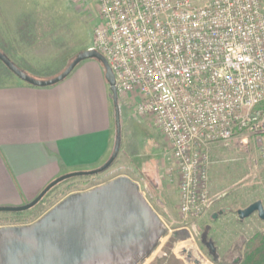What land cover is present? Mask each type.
Listing matches in <instances>:
<instances>
[{"label":"built area","instance_id":"obj_1","mask_svg":"<svg viewBox=\"0 0 264 264\" xmlns=\"http://www.w3.org/2000/svg\"><path fill=\"white\" fill-rule=\"evenodd\" d=\"M70 2L96 14L91 50L107 59L119 101L160 131L182 222L196 224L218 201L213 146L260 145L264 162V0Z\"/></svg>","mask_w":264,"mask_h":264},{"label":"rangeland","instance_id":"obj_2","mask_svg":"<svg viewBox=\"0 0 264 264\" xmlns=\"http://www.w3.org/2000/svg\"><path fill=\"white\" fill-rule=\"evenodd\" d=\"M192 1L202 6L211 0ZM12 14L20 20L19 31L23 41L21 56H24V61L9 57L21 71L36 80L45 81L54 73L64 72L79 54L93 48L94 28L98 18L92 11L76 10L70 0H16ZM9 31L12 32L11 42L16 41L17 30L13 28ZM0 51L7 55L2 41ZM92 61L98 63L105 72L103 66L95 60L85 61L76 69ZM1 63L0 83H3L4 76L12 73ZM119 108L122 144L114 164L104 173L90 179L73 178L53 188L47 198L50 202L49 211L68 196L81 190L93 189L90 188L92 182L104 184L127 177L140 187L167 231L154 256L146 264H151L158 256L169 258V255L179 264H237L243 258L248 242L257 234L264 233V221L257 215L244 221H240L237 215L239 210L257 201L264 204V162L260 158V145L252 144L246 148L234 142L229 147L213 146L210 151L211 192L218 200L217 204L196 224H183L169 147L149 118H135L133 111L121 100ZM112 132L110 157L116 141L114 105ZM256 162L257 171L254 168ZM38 210L31 209L18 216L0 213V226L34 224L40 219L34 221L32 216ZM215 214L219 215L213 219ZM19 217L25 219L15 221ZM209 242L213 243L215 253L208 247Z\"/></svg>","mask_w":264,"mask_h":264},{"label":"crops","instance_id":"obj_3","mask_svg":"<svg viewBox=\"0 0 264 264\" xmlns=\"http://www.w3.org/2000/svg\"><path fill=\"white\" fill-rule=\"evenodd\" d=\"M15 1L0 0V41L8 57L24 61L20 20L12 14ZM13 28L19 37L11 42ZM86 63L47 88L31 86L14 74L4 76L0 83V207L25 206L56 179L96 170L108 161L112 96L102 67Z\"/></svg>","mask_w":264,"mask_h":264},{"label":"water","instance_id":"obj_4","mask_svg":"<svg viewBox=\"0 0 264 264\" xmlns=\"http://www.w3.org/2000/svg\"><path fill=\"white\" fill-rule=\"evenodd\" d=\"M95 60L104 68L115 111L116 141L110 159L93 171L74 172L49 184L32 202L0 207V213H24L36 207L59 184L73 178L92 177L107 171L116 161L122 144L121 114L115 75L107 59L95 50L79 54L59 76L36 80L21 71L0 51V61L23 82L40 88L66 80L83 62ZM222 214V213H221ZM219 214H215L216 219ZM244 221L253 215L264 221V204L257 201L239 210ZM166 230L140 187L121 177L80 194L68 196L36 223L0 227V264H146L155 254ZM208 247L212 253V242Z\"/></svg>","mask_w":264,"mask_h":264},{"label":"trees","instance_id":"obj_5","mask_svg":"<svg viewBox=\"0 0 264 264\" xmlns=\"http://www.w3.org/2000/svg\"><path fill=\"white\" fill-rule=\"evenodd\" d=\"M92 177H88V178L90 179ZM65 182H63V183H65ZM63 183H61V184H63ZM61 184H59L58 186H60ZM100 184L101 183L96 184V183L92 182L90 188L96 187V186H98ZM58 186H56V187H58ZM52 191H53V189L46 195V197L36 207L33 208V209H35V208L39 209L37 211V213L32 215L35 218L34 221L38 220L39 218L41 219L49 211V209H50L49 203L50 202L47 200V198L50 196ZM12 214L14 216H18L19 214H23V213H19V214L12 213ZM24 219L25 218H23V217H19L15 221L21 222ZM31 221H33V220H31ZM167 251H168V247L165 249V253ZM151 264H179V262L173 256L169 255V258H164L163 256H158L157 258L154 259V261ZM237 264H264V233L257 234L256 236H254V238H252L248 242L246 250H245V253H244V256H243V258H241L238 261Z\"/></svg>","mask_w":264,"mask_h":264},{"label":"flooded vegetation","instance_id":"obj_6","mask_svg":"<svg viewBox=\"0 0 264 264\" xmlns=\"http://www.w3.org/2000/svg\"><path fill=\"white\" fill-rule=\"evenodd\" d=\"M45 197H46V196H45ZM45 197H44V198H45Z\"/></svg>","mask_w":264,"mask_h":264}]
</instances>
